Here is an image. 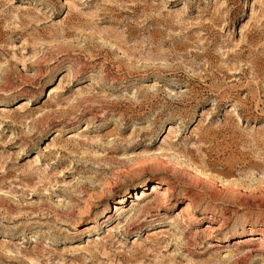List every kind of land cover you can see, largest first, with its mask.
I'll return each mask as SVG.
<instances>
[{
	"label": "rangeland",
	"instance_id": "rangeland-1",
	"mask_svg": "<svg viewBox=\"0 0 264 264\" xmlns=\"http://www.w3.org/2000/svg\"><path fill=\"white\" fill-rule=\"evenodd\" d=\"M0 107V264H264V0H0Z\"/></svg>",
	"mask_w": 264,
	"mask_h": 264
},
{
	"label": "bare ground",
	"instance_id": "bare-ground-1",
	"mask_svg": "<svg viewBox=\"0 0 264 264\" xmlns=\"http://www.w3.org/2000/svg\"><path fill=\"white\" fill-rule=\"evenodd\" d=\"M25 101H21L20 103H19V105L17 106V109H24L25 108ZM5 110H4V108H2V107H0V112H4ZM157 184L158 183H156L155 185H153V187L151 188V190H150V194H153L154 192H156V190L159 188L158 186H157ZM150 194H148V193H145V192H142V190H140V192L138 193H135L134 194V196H133V201L131 202V207L132 208H135L136 210H138V207L149 197V195ZM165 194H163V197H165L164 196ZM165 200V199H164ZM119 202L117 203V204H115L113 207H112V209H113V212L114 213H117V215H124L125 216V219L126 218H128L129 216H126V214H125V212H123L122 211V209H121V207L120 206H118V205H121V204H123L124 202V200H123V198H120V200H118ZM166 201V200H165ZM171 205V204H170ZM171 207V206H170ZM170 207H167V209H170ZM151 208V206H147L145 209H147V211H148V209H150ZM187 208H189L188 206H185V207H182L181 209H180V214L181 213H185V212H187ZM135 209H131V212H133V210L135 211ZM139 210H140V208H139ZM146 211V210H145ZM146 213V212H145ZM131 214V213H130ZM140 214H142L141 212H140ZM139 214V215H140ZM143 215V214H142ZM135 216V213L133 214H131V216L129 217V218H132V217H134ZM146 217V216H145ZM138 218V217H137ZM131 220V219H130ZM132 221V220H131ZM152 234H154V233H152ZM152 234H149V236L150 235H152ZM255 237H257L256 236V234H250L248 237H245V238H241L240 240H243V239H246V240H248V241H250V240H253ZM218 242V241H217ZM220 242V241H219ZM218 245V244H217ZM212 247H215V246H212Z\"/></svg>",
	"mask_w": 264,
	"mask_h": 264
}]
</instances>
